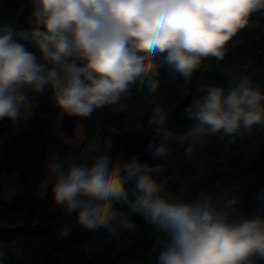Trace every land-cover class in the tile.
Returning <instances> with one entry per match:
<instances>
[{"label": "clouds", "instance_id": "obj_1", "mask_svg": "<svg viewBox=\"0 0 264 264\" xmlns=\"http://www.w3.org/2000/svg\"><path fill=\"white\" fill-rule=\"evenodd\" d=\"M31 7L29 27L0 24V121L29 120L46 93L66 116L123 112L136 89L151 105L147 125L159 140L147 152L158 161L169 159V144L192 159L209 137L235 142L264 128V94L244 72L230 74L227 90L200 84L202 95L184 109L191 123L182 134L167 127L169 112L158 102L161 70L182 79L189 94L202 61L224 60L229 41L264 12V0H31ZM134 127L142 131L145 122ZM109 132L120 134L115 126ZM104 144L89 164H47L54 204L75 213L78 225L115 235L134 230L130 216H141L159 234L157 264H264V189L250 215L236 197L204 190L189 200L156 179L161 164L110 155L111 136Z\"/></svg>", "mask_w": 264, "mask_h": 264}, {"label": "trees", "instance_id": "obj_2", "mask_svg": "<svg viewBox=\"0 0 264 264\" xmlns=\"http://www.w3.org/2000/svg\"><path fill=\"white\" fill-rule=\"evenodd\" d=\"M31 11V0H1L0 24L14 22L29 27ZM212 59L216 60H203L200 68ZM238 72L247 74L264 94V12L252 15L249 25L227 44L224 60L208 66L203 76L188 86L189 94L180 90L182 79L174 80L166 70H161L158 102L169 112L167 127L182 134L191 123L184 109L202 95L197 92L198 86L203 83L227 90L230 74ZM48 95L38 99L31 117L36 132L42 131L59 113ZM124 102L123 112L113 113L105 108L82 119L80 125L85 138L96 137L102 151L106 138L111 136L110 155L121 156L122 160L139 156L141 163L161 164L163 171L156 174V179L168 191L183 192L189 200L207 190L214 197L238 198V207L244 215L261 207L257 196L264 189V128L256 126L243 137L238 136L235 142H229L228 137L220 140L219 134L209 137L207 145L196 149L192 159L186 158L178 145L169 144V159L158 161L147 152L148 144L153 139L159 140L147 125L151 105L136 89ZM140 119L145 122L142 131L134 127ZM12 125L8 120L0 121V186L16 172L23 187L7 201L2 199L0 190L3 264H157L159 234L141 216H130L134 230L120 229L113 235L103 228L81 227L76 223L75 213L68 216L62 207L42 197L37 187L43 171L40 159L33 157L34 136H13ZM111 126L117 127L120 134L110 133ZM64 227L72 229L67 238L59 235ZM17 244L20 249L15 251Z\"/></svg>", "mask_w": 264, "mask_h": 264}, {"label": "rangeland", "instance_id": "obj_3", "mask_svg": "<svg viewBox=\"0 0 264 264\" xmlns=\"http://www.w3.org/2000/svg\"><path fill=\"white\" fill-rule=\"evenodd\" d=\"M215 64L216 60L212 59L207 66L198 69L194 73L193 82L197 78L203 76L204 71L208 66ZM63 115L64 113L59 110L58 116L55 119L50 120L40 132L35 131L31 118L27 121L21 122L18 126L15 124L12 125L13 136H23L28 134H33L34 136L33 157L40 159L41 169L43 171L42 178H40L37 187L38 193L42 197L46 187L54 181V177L47 169V164L49 162L59 161L67 166L66 161L68 158H72L77 163L89 164L93 158L101 152L96 137L90 140L85 138L80 125V121L84 118L78 117L73 131H66L60 123V118ZM22 187L21 181L18 179L16 172H14L10 179L0 186L2 199L7 201L11 195L21 192ZM19 249L20 245L17 244L15 251H18Z\"/></svg>", "mask_w": 264, "mask_h": 264}, {"label": "water", "instance_id": "obj_4", "mask_svg": "<svg viewBox=\"0 0 264 264\" xmlns=\"http://www.w3.org/2000/svg\"><path fill=\"white\" fill-rule=\"evenodd\" d=\"M78 117L75 116H66L65 114L63 116H61L60 118V123L62 125V127L66 130V131H73L74 127H75V123L77 121ZM54 184V181L52 183H50L46 189L45 192L43 194V197L52 205L54 204V201L52 199V186Z\"/></svg>", "mask_w": 264, "mask_h": 264}]
</instances>
